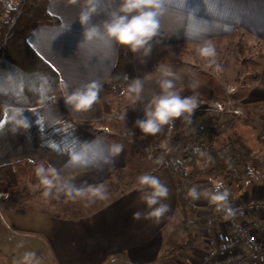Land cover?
<instances>
[{"label": "crops", "instance_id": "1", "mask_svg": "<svg viewBox=\"0 0 264 264\" xmlns=\"http://www.w3.org/2000/svg\"><path fill=\"white\" fill-rule=\"evenodd\" d=\"M81 6L80 0L77 3L47 0L48 11L59 22L35 26L27 37L34 50L59 73L57 94L39 106L7 107L0 116V166L24 159L46 162L59 177L63 198L52 206L61 211L23 210L16 203L19 201L12 205L2 201L0 237L2 235L6 240L32 235L38 241L36 248L48 253L45 261L50 264H193L197 260L195 254L206 245L198 210L196 214L191 213L190 218L196 227V241L182 252L170 251L187 238L182 213L177 206V180L172 171L158 166L145 172L158 177L168 188V196L163 202L169 208L158 222L145 215L148 209L140 199L149 190L137 191V177L143 174L140 167L145 166L140 157L141 150L150 143L148 141L162 137L164 126L152 135L135 131L127 123L126 106L134 103L136 120L143 117L144 103L158 91L161 79L158 66L174 74L170 78L175 80L182 95L190 90L189 94L197 93L198 99L214 101L213 93H204L210 88L212 91V85L196 77L193 82L198 87L190 88L192 82L184 76L183 66L163 65L160 58L239 36L255 43L262 52L259 79L253 89L258 92L252 90L241 101L264 98V0H162L161 31L152 42L151 53L147 56L139 52L133 54L135 76L142 83L139 100H133L128 93L121 95L104 90L116 64L119 46L103 40L83 41L82 28L77 22ZM104 18L103 14L93 16L91 22L99 23ZM90 80H98L102 85L97 102L89 111L71 112L62 96ZM223 91L222 99L215 100L225 106L230 103V93L225 87ZM119 96L126 100L121 121L124 122L123 135L113 129L117 125L108 126L112 129L105 132L98 126L88 128L83 125L100 119L104 114V102L113 103L112 100ZM14 108L24 110L23 115L28 117L31 125L27 130L12 131L10 117ZM217 110L210 107L204 114L197 115L185 125L186 133L202 127L210 116H214L211 111ZM218 125L226 135L234 131L229 123ZM238 129L264 159V143L260 141L264 132L258 126L251 131L245 126ZM115 144L121 145L122 150L113 155L110 147ZM209 178L212 183L208 192L212 195L227 193L225 201L214 202L212 215L220 219L223 216L218 213L228 210L239 199H264V167L247 177L234 179L226 171ZM97 188L100 192L95 191ZM136 212L141 214L139 218L133 215ZM246 219L254 226L262 223L264 208L249 214ZM244 248L249 253L245 264H264V249L253 252L247 246ZM0 264H7L1 256Z\"/></svg>", "mask_w": 264, "mask_h": 264}, {"label": "trees", "instance_id": "2", "mask_svg": "<svg viewBox=\"0 0 264 264\" xmlns=\"http://www.w3.org/2000/svg\"><path fill=\"white\" fill-rule=\"evenodd\" d=\"M58 22L59 19L48 11L47 0H0V116L10 106H39L43 97L49 99L59 91V73L34 50L27 39L35 26ZM135 79L133 53L119 46L116 64L104 90L114 94H129V85ZM103 105V116L92 122H84L85 127L112 124L113 106L110 102H104ZM243 107L246 112L249 107H258L261 111L258 118L264 121V98L245 103ZM208 109L198 107L191 120ZM126 120L136 131L134 103L126 106ZM187 122L183 119L174 132L173 138L179 144L178 152L169 154L160 166L168 167L176 177L177 206L182 213V224L187 237L186 241L170 250L172 253L182 252L196 241V227L189 222L191 213L196 210L192 203L195 199L188 195L194 180L226 171L234 179L247 177L258 173L260 167H264V159L255 151L250 140L239 131V125L231 134L223 135L219 131V125L210 116L206 127L187 134L184 130ZM261 130L264 132V126ZM39 165L50 167L44 161L28 159L1 165L0 184H7L12 190L25 193L29 185L40 183L35 173ZM44 188L50 197L63 198L58 182H54L50 189L46 186Z\"/></svg>", "mask_w": 264, "mask_h": 264}, {"label": "clouds", "instance_id": "3", "mask_svg": "<svg viewBox=\"0 0 264 264\" xmlns=\"http://www.w3.org/2000/svg\"><path fill=\"white\" fill-rule=\"evenodd\" d=\"M68 2L77 3L78 0ZM80 3L82 6L77 22L82 28L84 42L103 40L106 43L114 42L133 54L139 52L147 56L151 53L152 42L161 31L160 17L164 11L162 0H80ZM101 14L104 19L99 23L91 22L93 16ZM199 53L203 57H213L215 49L211 44H205L199 49ZM158 68L161 71L158 91L144 103L143 117L134 121V127L144 135L156 134L163 126L180 118L191 122L193 112L200 106L197 93L182 95L181 91L177 90L175 80L170 78L174 74L168 69L160 66ZM101 86L98 80H90L70 92H65L62 98L66 108L73 113L89 111L98 100ZM189 87L195 89L198 84L192 82ZM141 91L142 83L140 79H135L129 85L128 92L133 100H139ZM47 99L48 97H43L41 103ZM23 113L22 108L12 110L10 121L13 132L24 131L31 126L28 117ZM121 150L122 146L119 144L110 147V153L113 155L119 154ZM35 173L40 183L48 189L53 187L54 182L59 181L57 172L52 167L39 165ZM136 183L139 186L137 191L142 192L145 188L149 190L148 194L142 195L140 199L148 209L145 215L158 222L169 208L168 204L163 202L168 196V188L150 173L139 175ZM95 191L100 192V189ZM188 195L196 199L199 194L195 188H191ZM226 196L227 193L213 194L211 200L225 201ZM133 215L139 218L141 214L136 212ZM32 256L31 252L25 253L22 257L24 264H32Z\"/></svg>", "mask_w": 264, "mask_h": 264}, {"label": "rangeland", "instance_id": "4", "mask_svg": "<svg viewBox=\"0 0 264 264\" xmlns=\"http://www.w3.org/2000/svg\"><path fill=\"white\" fill-rule=\"evenodd\" d=\"M239 37H233L230 39L215 41L211 43V45L215 49V55L213 57H203L200 55L199 49H193L191 51L184 50L181 54L175 53L173 56H163L162 58H160V61L163 65L166 66H168L167 64L169 63L171 67L182 65L185 69L184 71H186V74L184 76L189 79L190 83L193 82L196 77H199L201 82H204L208 85H212V91L210 88L204 91V93H213V97L215 99H222L224 93L223 88L225 87V90L229 91L230 93V103L228 105L226 104L225 106H222V104L219 103L220 107H218L216 104V102L218 101L215 99L214 101H208L206 99L199 98V107H214L218 109L214 113L213 111H211L212 115H214L213 117L215 124L224 123L226 125L227 123H229L232 129H235L237 125H239V127L245 126L248 130L251 131L257 126L259 127V129L261 125L264 126V121L258 118V115L259 113H261V111L258 110V107H249L246 112L243 105L245 103H248V101H241V99L244 98L245 95L251 93L254 87L256 86V81L259 79L258 69L259 64H261L262 61V52H260L259 46H257L255 43L248 42L247 40H245V38ZM189 73L191 75H189ZM189 91H184L183 94H189ZM122 97L119 96V98L117 99L118 101L114 99L112 100L113 103H111L113 106V110L111 112L112 124L110 126L117 125L113 129H116L115 131H118V134L120 135H123L122 123L124 122L121 121L123 119L122 115L124 113V105L126 104V100ZM252 99L255 100V98ZM233 100H235V102ZM237 109L242 110L243 113L235 114L234 111ZM182 120L183 118H180L169 125H165L163 135L160 139L148 141V143H150L144 145L143 149L141 150L143 151V153H141L140 155L145 165L140 167L143 168V173L151 171L155 167L161 166V164L165 162L169 154L178 152L179 144L174 140L173 136L175 130L179 127V124ZM187 123H185V125ZM206 123L202 127H206ZM98 127L100 128L102 126ZM108 128V131L112 129L110 127ZM199 128L200 127H198V129ZM198 129L194 132H197ZM220 132L223 135H226L223 130H221ZM260 141L264 143V135L260 137ZM148 165H150V170L146 168V166ZM262 168L263 167H260V169ZM209 176L208 179H206L207 176H204L197 178L193 182V188L197 190L199 195L198 198H196L192 203L196 207V210L194 211L195 214L198 210L197 214L198 216H200V223L202 225V236H205L206 230H208L207 220L211 217L213 213L212 211L214 209L210 206L212 201V194L208 191L210 190L209 185L212 183V178H209ZM45 192L46 191L44 185H42L41 183H36L34 186L29 185L25 193L14 191L7 184H0V202L7 201L8 204L12 205L13 202L19 201L16 203L17 205H21L23 210L45 212L46 210L50 209V212L60 213L59 211L61 210H54L55 206L53 207L52 205L53 203H56V201L60 203L58 200L61 199H54L48 194H45ZM48 203H50V208H48ZM201 208L203 210L200 211ZM218 214L221 215L223 214V212H220ZM191 217L192 215H190V218ZM222 218L220 226L225 227L226 223L224 222L225 220ZM189 222H191L190 219ZM218 226L219 223L217 227ZM32 237V235L24 234L17 237H13L12 239L8 237L6 240H4L1 235L0 256L2 257V260L7 264H24L22 257L25 253L31 252L33 254L32 264H50L49 261H45V258L48 257V253L46 251L38 250L36 248L38 247V241L34 237ZM37 239L39 238L37 237ZM242 246L241 248L245 249L244 246ZM201 252L202 251H200V253L195 254L197 255L196 259L198 261L201 259ZM196 261L194 263H196Z\"/></svg>", "mask_w": 264, "mask_h": 264}, {"label": "built area", "instance_id": "5", "mask_svg": "<svg viewBox=\"0 0 264 264\" xmlns=\"http://www.w3.org/2000/svg\"><path fill=\"white\" fill-rule=\"evenodd\" d=\"M216 104L220 107L219 102ZM234 112L235 114L243 113L240 109ZM262 127L260 126V130ZM100 129L109 130L108 126H102ZM210 206L214 208L213 201ZM263 208L264 199H239L221 214L226 223L225 227L220 226L222 222L220 217L211 215L207 220L206 245L202 249L201 259L194 264H245L249 253L241 248L243 244L253 252H261L264 249V221L254 226L250 224L246 216Z\"/></svg>", "mask_w": 264, "mask_h": 264}]
</instances>
